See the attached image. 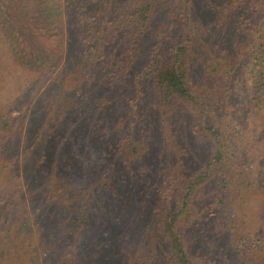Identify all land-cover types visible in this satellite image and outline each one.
I'll return each instance as SVG.
<instances>
[{"label": "rangeland", "instance_id": "rangeland-1", "mask_svg": "<svg viewBox=\"0 0 264 264\" xmlns=\"http://www.w3.org/2000/svg\"><path fill=\"white\" fill-rule=\"evenodd\" d=\"M60 1L63 30L59 49L63 58H71L72 61L59 72L60 65L49 77H41L33 85L29 98L18 102L17 115H13L18 118L17 121L7 124L10 132V125L12 128H22L21 136H16L19 144L14 153L15 167L10 171L16 173L15 179L21 183L25 203L22 210L19 201L9 195L5 201L8 206H4L2 212L0 210V228L6 234L15 236L21 230L18 227L24 224L22 228L33 234L35 252L22 245L24 253L21 258L13 252L8 260L3 257L1 264H30L29 258L32 256H35V264H45L48 260L55 264L71 261L73 247L68 243L73 241V227L80 224L87 225L81 229L83 241L80 244L81 254L86 255L83 259L86 264H166V241L159 232L161 217L170 209H175L176 205L174 199L168 203L162 198L158 188L162 189L166 180L178 174V168L183 172L190 169L197 171L209 159L214 147V141L203 130L202 123L201 127L198 124L199 116H203L192 112L185 105L180 104L175 108L179 119L173 116L172 124L169 125L170 118L164 123L159 112L150 106L154 91L149 79L144 82V99L137 101L138 94L133 81L147 63L148 49L155 42V32L166 30L169 26L174 30L172 11L177 1L154 0L151 28L140 43L138 57L129 75L103 80V74L98 72L101 83H90L91 76L85 77L89 70L82 66V63H87L78 59L83 52L81 37L88 36L82 33L83 29L86 30V26H89L86 22L93 17L90 8L93 4L97 6V3L94 0H82L78 4V13L85 21V25L81 26L73 18L74 13L70 8L74 0ZM226 3L227 0L193 2L197 25L191 43L195 66L192 70L194 79H199L198 83L202 85L212 82V77L201 66L200 59L207 52L216 51L229 60H242L244 41L242 33L234 31L232 21L237 18L234 8L222 12L217 10L218 6L222 7ZM97 17L100 19V15ZM98 24V21L94 23L93 29L103 33ZM26 40L34 43L28 36ZM39 43H43L45 49H49L46 45L54 47L51 37L47 40L37 39L35 45ZM159 46L165 47L164 44ZM0 73V77L8 81L2 68ZM134 105L143 108L147 114L148 123L151 124L147 131V123L132 117L130 111ZM94 115L101 117L102 121L93 120ZM131 122L139 123L140 132L136 138L149 143V147L142 149L133 160L129 149L123 151V145H119L121 137L129 132ZM173 125L175 129H172ZM245 127L247 133L242 130V137L235 141L242 152V160L238 163V156L236 158V155L229 154L222 164L225 173L232 179H239V169L242 170V186L238 189V196L242 195L241 205L238 199L236 207L232 206L230 202L236 194L235 187L228 184L225 191L219 177L215 175L199 187L194 211L180 222L181 230L188 234L191 241L192 237L200 240L203 236L204 240L214 239L211 264H221L225 257L230 264H241L242 250L237 252L234 241L241 240L245 234L243 231L236 232V228L240 226L242 229L244 211L256 213L259 206L264 204V127L260 121L253 119L248 120ZM28 128L31 129V135L24 144V131ZM252 133L255 134L252 136ZM59 144L61 149L56 147ZM105 144H110V147ZM26 158L34 166L33 170L24 165ZM100 165L108 170L106 184L99 177L101 172L97 169ZM219 188L227 199L222 205H229V208H213L215 213L212 216L209 205L208 215H205L206 204L217 203L214 194ZM218 213L223 220L214 222V225L218 227L223 223L224 227L215 233L213 225L210 227L207 224H211L212 218ZM247 234L245 239L248 240L260 237L257 231ZM39 239L54 243L55 249L49 255L41 254ZM15 242L20 244L16 239ZM237 246L241 249L242 241ZM76 252L78 254L80 251ZM199 252L196 254L197 264H208L207 258L202 256L205 251ZM222 253L225 256L219 257ZM69 264H73L72 261Z\"/></svg>", "mask_w": 264, "mask_h": 264}, {"label": "trees", "instance_id": "trees-1", "mask_svg": "<svg viewBox=\"0 0 264 264\" xmlns=\"http://www.w3.org/2000/svg\"><path fill=\"white\" fill-rule=\"evenodd\" d=\"M94 1L97 6L93 4L90 8L93 14L92 20L86 22L89 26H86L85 31L82 28V33L88 36L81 37L80 35L83 52L79 54L78 59L87 63H82L84 69L89 70L85 77L91 76L90 83L97 81L101 83L102 78L103 80H112L122 75L128 76L129 70L138 57L140 43L151 28L155 1ZM176 1V7L172 11V27L175 31L171 30L169 26L166 30L155 32V42L148 49L147 63L140 69L133 82L138 94L137 101H141L145 96L143 94L144 82L146 79L150 80L154 91L150 106L159 112L164 123L170 118L169 125L172 124L173 116L179 119V114L175 112V108L180 104L185 105L192 112L203 116H199L198 124L201 127L202 123L203 130L214 141L209 159L197 171L190 169L188 172H183L178 168V174H175L172 179L166 180L163 185L164 189L158 188L162 198L168 200V203L174 199L176 205L175 209H170L161 217L162 224L159 232L163 240L166 241L167 256L165 263L197 264L196 254L203 250L205 252L202 256L207 258L208 264H211V257L214 256V239L204 240L205 236H203L200 240L192 237L193 241H191L188 234L181 230L180 222L187 214L194 211L196 193L199 187L209 182L215 175L219 177L221 187H224L225 191L228 184L235 187L236 194L234 193L230 202L232 206L236 207L238 199L240 205L242 203V195L238 196V189L242 186V170L239 169L241 175L239 179H232L225 173L222 164L229 154L236 155V158L238 156V163H240V159L242 160L240 158L242 152L235 141L242 137V130L247 133L245 126L248 120L260 121L264 127V115H262L264 114V0H227L225 7H217L220 12L234 8V14L237 17L232 21L234 31L242 33L244 43L242 44V60L240 62L239 60H229L216 51L207 52L200 59L204 72L212 77L210 85L199 84V79H194L193 76L195 66H193L191 43L197 25L193 10L194 0ZM80 2L82 0H74L70 8L74 13L73 18H76L78 24L83 26L85 21L78 13ZM60 3V0H0V72L2 68L4 77L9 81L0 77L1 212L5 208L4 206H8L5 201L8 200L9 195L19 201L22 210L25 203L21 183L15 179L16 173L10 171L12 167H15L14 153L17 151L19 144L17 138L21 136L22 128L20 126L12 128L10 125V132L7 124L17 121L18 118L13 117V115H17L16 106L18 107V102L29 98L33 85L37 84L41 77L46 78L50 74L52 75L58 65H60L57 70L59 72L72 61L71 58L68 60L67 57L63 58L59 49L62 45L63 30ZM42 10L44 11L41 12ZM99 15L100 19L97 17ZM97 21L103 33L98 29H93V24ZM26 36L32 39L34 43L28 42ZM48 37L53 40L54 47L46 45L49 49H45L43 43L35 45L37 39L47 40ZM159 44H164L165 47L160 48ZM98 72L102 73L104 77L99 78ZM30 76L32 78H29ZM130 112L136 120L147 123V131L151 124L148 123L147 114L143 108H137L134 105ZM101 115L103 114L101 113ZM252 116L254 118H250ZM93 120L102 121V118L94 115ZM138 124V122L130 123L129 132L121 137V144H119L123 145V151L129 149L128 153H131L132 160L142 149L149 147L146 140L136 138L140 132ZM175 125L172 129H175ZM30 130L28 128L27 131H24V144L29 140ZM254 134L252 133V136ZM124 138L128 142L124 143ZM262 140L264 141V136ZM60 146L59 144L56 147L61 149ZM105 146L109 148L110 144H105ZM28 161V158L24 159V165L33 170L34 166ZM102 162L104 165L106 164L105 161ZM97 170L101 172L99 177L101 176L106 184L109 178L108 170L103 165H100ZM102 173H104L103 176ZM26 186L27 182L25 181L24 187ZM149 187L151 186L149 185ZM221 192L224 191L219 188L214 194V200L217 203L206 204L205 215H208L209 210L207 208L209 205L212 216L215 213L212 211L213 208H219V210L220 208H229V205H222L227 199L222 196ZM25 212L26 209L22 215ZM11 213L13 215V212L10 211ZM243 213L245 219L242 221V229L238 226L236 232L243 231L242 233L245 235L242 236L241 240L234 241V248L237 252L242 250L241 264H264V204L259 206L256 213L251 211H244ZM219 215L220 213L215 214V218H212L213 222L207 224L210 227L213 225L215 233L224 227L223 223H220L218 227L214 225V222H219L220 219L222 222V216L219 217ZM253 217L255 218L254 221ZM7 221L9 222V220ZM6 224L8 223L6 222ZM23 225L18 227L21 230L15 236H12L11 233L6 234L0 228V264L3 257L4 260H8L13 252L21 258L24 253L21 248L22 245L28 247L29 251L35 252L33 234L28 229L22 228ZM85 225L80 224L76 228L73 227V241L68 243L69 246L73 247L70 256L73 264H86L83 260L86 255L81 254L82 248L80 246L81 229ZM254 231L260 234L258 239H245V236H248L247 233ZM9 238L11 239L7 240ZM15 239L20 241V244L16 243ZM42 240L39 239L40 252L49 255V252L55 249V244ZM239 241H242L241 249L237 246ZM94 246L97 248V245ZM76 250L80 252L77 254ZM152 256L156 257L155 254ZM152 256L150 260H152ZM223 256L225 253L220 254L219 257ZM71 261L68 260L69 263ZM29 262L35 264V256L29 258ZM68 262L64 261L63 264H69ZM45 264H55V262L52 263L51 260H48ZM221 264L230 263L225 257Z\"/></svg>", "mask_w": 264, "mask_h": 264}]
</instances>
